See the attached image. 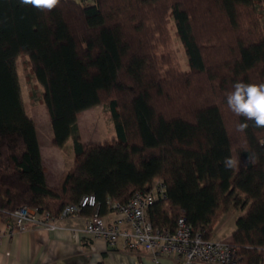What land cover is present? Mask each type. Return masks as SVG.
Returning a JSON list of instances; mask_svg holds the SVG:
<instances>
[{
  "label": "trees",
  "instance_id": "obj_1",
  "mask_svg": "<svg viewBox=\"0 0 264 264\" xmlns=\"http://www.w3.org/2000/svg\"><path fill=\"white\" fill-rule=\"evenodd\" d=\"M263 2L60 0L42 11L0 0V214L29 206L59 216L95 195L102 216L113 202L127 203L160 180L167 198L149 210L156 229L175 230L184 216L209 239L219 209L234 207L244 211L231 241L239 264H264V128L236 116L226 102L235 83H264V31L256 17L248 26L243 19L264 11ZM215 11L228 29L227 55L209 66L196 23ZM169 17L188 72H166L158 54ZM21 55L41 85L34 99L47 108L53 144L73 142L75 161L58 187L47 182L36 123L22 99ZM198 78L208 92L199 93ZM104 97L116 139L84 143L78 119ZM241 123L248 125L243 132ZM226 158L236 166L226 167Z\"/></svg>",
  "mask_w": 264,
  "mask_h": 264
},
{
  "label": "built area",
  "instance_id": "obj_2",
  "mask_svg": "<svg viewBox=\"0 0 264 264\" xmlns=\"http://www.w3.org/2000/svg\"><path fill=\"white\" fill-rule=\"evenodd\" d=\"M166 194L167 187L159 180L150 186L149 191L137 192L127 203L113 202L111 210L118 216L113 224H109L99 214L100 205L95 195H85L79 202L68 204L59 216L23 206L7 216L0 214V221L7 222L10 233L24 231L28 225L55 230L59 228L61 219L80 214L87 208H94L95 212L86 226L89 235L104 238L111 244H116L122 238L124 246L130 250L151 252L152 264H162L161 254L175 257L174 264H239L232 242L206 238L205 232L193 230L184 216L179 218L175 230L156 229L150 221L149 210L157 200H166ZM121 221L128 227L121 229ZM1 236L0 231V238Z\"/></svg>",
  "mask_w": 264,
  "mask_h": 264
},
{
  "label": "crops",
  "instance_id": "obj_3",
  "mask_svg": "<svg viewBox=\"0 0 264 264\" xmlns=\"http://www.w3.org/2000/svg\"><path fill=\"white\" fill-rule=\"evenodd\" d=\"M81 117L78 125L83 137ZM31 118L36 123L47 182L51 187H58L63 174L74 164L73 142L70 144L69 141L72 140H69L65 145L70 150L66 154L62 148L53 144L54 133L45 128L44 122L40 125H44L42 130L40 123ZM92 215V209L88 208L80 214L61 219L58 229L49 230L28 225L26 230L14 233H10L7 222L1 220L0 264H152L151 252L130 250L124 246L122 238L116 244H111L104 238L89 235L86 226ZM102 217L109 224H113L116 217L118 218L113 210ZM119 226L121 229L128 227L122 221ZM160 257L162 264H174L176 261L173 256L161 254Z\"/></svg>",
  "mask_w": 264,
  "mask_h": 264
},
{
  "label": "rangeland",
  "instance_id": "obj_4",
  "mask_svg": "<svg viewBox=\"0 0 264 264\" xmlns=\"http://www.w3.org/2000/svg\"><path fill=\"white\" fill-rule=\"evenodd\" d=\"M89 3V1H88ZM264 9V2L263 5H261ZM264 11L262 9H259L257 11L258 14L256 16L253 15V11H251V14L253 17L243 18L244 24H247V26L254 21L253 18L258 20V23L260 24L261 29L264 31ZM214 15L209 18H199L196 23V30L198 33H200V39L206 46L205 51L207 52L208 58H210L211 63L209 66H213V64H216V61L219 60L218 56L220 54L222 55V59H220V62L216 65H221V62H224V56L227 55L226 52V39L223 33L228 30L224 26L219 25V21H217V15L218 12H213ZM255 13V12H254ZM173 20L169 17L168 26H167V41L165 40L163 44L160 46L159 49V56H162L165 59L164 62V70L170 71L171 74H176V72H188L189 65H188V58L186 56V52L184 49V46H182L181 40L178 38L176 33V27ZM213 22V24H212ZM257 23V26L259 25ZM221 26V27H220ZM246 26V25H245ZM202 30V31H201ZM261 30V31H262ZM209 34V35H208ZM230 44V43H229ZM28 56L27 55H21L17 60V66H18V73L20 78V84H21V91H22V99L25 105L26 112L29 116L33 117L38 121L39 126L41 123L44 122V125L46 126L49 131L53 132V127L51 126V122L49 119V115L47 114V108L46 106L40 102H38V99L35 98V91L36 92H42L41 85L32 77L30 65L28 64ZM195 87L201 89L199 93H204L205 91L208 92L203 83V79H196ZM194 83V82H193ZM203 87V88H200ZM176 96V95H175ZM177 99H180L181 102H184L186 106H189V102L185 99V96L178 97ZM103 99V98H102ZM192 101V100H191ZM109 102V99L107 97H104L102 103L99 106H96L89 111H85L82 113L81 117V127L83 131V137L85 139L82 140L85 143H102L106 141H113L116 139V130L114 126V121L112 119L111 112L109 111V107H107V103ZM178 102V101H177ZM176 102V103H177ZM191 103L190 105H192ZM188 109V108H187ZM46 122V124H45ZM44 125L40 126V128L43 130ZM81 134V133H80ZM81 137V136H80ZM71 144L72 141H69ZM62 150L68 154L70 153L67 147H63ZM159 181V180H157ZM155 180L154 183H157ZM153 183V184H154ZM244 213V211L239 210L237 208H230L228 211L219 209L216 220L214 221L213 229L209 238L211 240L215 241H232L233 240V232L236 230V221Z\"/></svg>",
  "mask_w": 264,
  "mask_h": 264
},
{
  "label": "clouds",
  "instance_id": "obj_5",
  "mask_svg": "<svg viewBox=\"0 0 264 264\" xmlns=\"http://www.w3.org/2000/svg\"><path fill=\"white\" fill-rule=\"evenodd\" d=\"M22 4L31 5L39 10L51 11L58 6L60 0H20ZM226 102L229 109L238 117H244L245 121H253L258 128H264V83L248 84L237 82L233 90L228 93ZM247 123H241L238 131H245ZM233 159H225V166H236Z\"/></svg>",
  "mask_w": 264,
  "mask_h": 264
}]
</instances>
